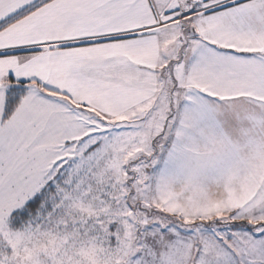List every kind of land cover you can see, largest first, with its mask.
I'll return each instance as SVG.
<instances>
[{"label": "snow or ice", "instance_id": "6c2138e0", "mask_svg": "<svg viewBox=\"0 0 264 264\" xmlns=\"http://www.w3.org/2000/svg\"><path fill=\"white\" fill-rule=\"evenodd\" d=\"M0 264H264V0H0Z\"/></svg>", "mask_w": 264, "mask_h": 264}]
</instances>
